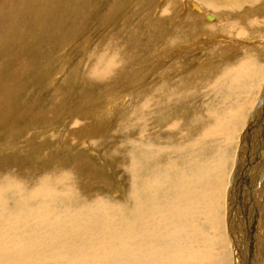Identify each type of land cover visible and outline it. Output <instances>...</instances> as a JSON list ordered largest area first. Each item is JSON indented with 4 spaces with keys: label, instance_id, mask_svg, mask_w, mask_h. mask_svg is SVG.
Returning a JSON list of instances; mask_svg holds the SVG:
<instances>
[{
    "label": "rangeland",
    "instance_id": "obj_1",
    "mask_svg": "<svg viewBox=\"0 0 264 264\" xmlns=\"http://www.w3.org/2000/svg\"><path fill=\"white\" fill-rule=\"evenodd\" d=\"M194 1L28 0L15 21L17 27H26L23 43H17L12 33L5 43L0 42V64L6 62L3 70L10 74V82L1 84L0 90V102L6 106L0 111V120H4L0 121V249H12L16 239L22 237H40L43 229L51 227L53 232L66 227L63 217L75 218L67 214H75L78 209L89 217L99 209L118 208L130 213L134 204L146 206L147 199L151 203L150 190L139 182L144 176L129 170L133 165L137 169L139 156H149L145 161L164 156L159 154L163 140L155 139L160 135L151 141L144 134H152L157 123L168 125L179 117V135L172 137L182 139L178 143L184 145L181 133L193 128L194 120L204 115L205 121L201 120L214 125L215 114L208 116L209 109L214 106L220 113L231 109L222 106L224 101L216 96L230 93L229 85L240 93L236 98L239 105H244L242 100L249 104L251 99L253 104L230 117L232 126L237 125L231 133H213L203 137L195 151L191 146L188 149L194 151V161L202 166L213 167L226 155L225 173L212 188L213 199L218 192L217 200L210 204L221 213L214 209L215 220H209L215 224L222 220L223 225V232H216L222 244L219 248L216 245L217 258L223 252V264H264V107L260 110L264 106V3ZM10 13L14 14L11 6ZM251 15L253 21L235 25ZM232 24L240 30L239 35L234 29L232 32ZM108 49L120 54L121 60L109 68L104 80L90 81L88 73L99 64L98 57L105 52L114 55ZM239 65L247 66L243 69ZM27 66V70L23 68ZM15 69L26 72L14 75ZM173 132L166 130L163 134ZM195 138L190 134L186 142L191 144ZM175 152L165 157H183ZM188 154L192 155L190 150ZM162 161L157 167L163 166ZM182 173L177 169L173 173L177 189L187 183ZM158 179L164 181L163 177ZM138 182L140 186L135 188ZM45 184L52 190L37 193ZM234 185L236 194L230 203L229 188ZM156 190V200L160 201L162 189ZM190 190L187 187V195ZM249 196L253 206L248 205ZM39 202L44 204L41 209L31 211ZM230 207L241 231L231 225ZM36 215L39 221L44 218L45 228L32 220ZM203 218L197 222L208 228L209 221L205 215ZM18 234L20 238L14 237Z\"/></svg>",
    "mask_w": 264,
    "mask_h": 264
},
{
    "label": "bare ground",
    "instance_id": "obj_2",
    "mask_svg": "<svg viewBox=\"0 0 264 264\" xmlns=\"http://www.w3.org/2000/svg\"><path fill=\"white\" fill-rule=\"evenodd\" d=\"M192 1L195 2L194 0H192ZM245 1H248V0H245ZM258 1L264 3V0H258ZM27 2H28V0H4L1 3V5H0V42L5 43L8 39V38L6 39V36H8V34L12 33V34H14V40H16L17 43H19V44L23 43L24 38H26V35H25L26 27H25V29H23L22 27H17L15 24V21H18L20 19L19 14L23 13V10L25 9ZM211 4H213V3H211ZM219 4H220V1H219ZM223 4H225V3H223ZM248 5H246V6H248ZM10 6H11L14 14L10 13ZM255 7H257V6H255ZM263 7H264V4H263ZM205 9H207V8L205 7ZM201 10H202V8H201ZM229 10H231V9H229ZM222 11H224V10H222ZM231 12H233V10ZM234 12L236 13L237 10ZM13 16H15V18ZM253 19H254V15H251V16H248L246 18H242L235 25L237 26L239 23H243V22L248 24V22L250 20L253 21ZM27 22H28V20H27ZM235 25L232 24V26H230V27H232V32H234L233 29H234V27H236ZM26 26L27 27L29 26L28 23L26 24ZM230 27H227V29ZM237 31H240V30H237ZM237 31L235 34L239 35V33H237ZM27 42H29V41H27ZM9 45H12L11 40H9ZM108 50H110V49H108ZM25 51L24 50L21 51V54H23L22 52H25ZM36 51H37V49H36ZM110 51L113 53L112 49ZM15 52H18V50ZM106 53L107 52H105L104 56L98 57L97 60H99L100 62H99V64H96L95 68L97 70H94L95 68H93L89 71L88 74L90 75L89 77H91L90 81H92L94 79H100V80L103 79L104 80L105 73H109L108 72L109 68L111 69V68H113V66L116 67V61L121 60L122 56H120V54H118L117 52L113 53L115 56L110 55L109 53H107V54ZM24 54L26 55V53H24ZM258 54L262 55L261 53H258ZM0 56H2V55H0ZM111 56H113V57H111ZM20 58H22V56ZM28 58H29V56H28ZM33 58L34 57H32V59ZM10 60H12L11 57H10ZM224 60H222V61H224ZM19 61H21V60H17L16 62L18 63ZM35 61H36V59H35ZM125 61H126V59H123V63H125ZM234 61H235V59H234ZM242 61H243V59H242ZM112 63H113V65L111 66ZM26 64H29V63H26ZM227 64H228V61H227ZM230 64H231V62H230ZM233 64H234V62H233ZM5 65H6V62H4L3 64H0V81L3 80V82L0 83V90L2 89L1 84L4 86L10 82V74H8L7 71L5 72L3 70ZM231 66H235V65H231ZM231 66H230V68H231ZM245 66H247V65H244V67ZM255 66L257 69L256 64H255ZM238 67H243V66L239 65ZM244 67H243V69H244ZM248 67H250V66H248ZM23 68L24 69L26 68V70H27L28 66L23 67ZM212 68H214V67L212 66ZM233 68L234 69H232V70H235V67H233ZM249 69H247V71ZM26 70L23 71V70L15 69V71H12V72H14V75L16 74V75L20 76V75L24 74L26 72ZM227 71L228 70H226V72ZM247 71L243 70V72H245V73ZM258 71L260 72L259 69H258ZM224 72H225V70H224ZM222 74H221V76L223 77ZM242 75H245V74H242ZM208 76L209 75L207 74L206 77H208ZM210 76H211V74H210ZM211 77H213V75ZM229 77H231V76H229ZM260 77H262V75H260ZM260 77H257V79ZM244 79H245V77H244ZM235 80L236 79H234V81ZM250 82H247V83H250ZM253 82H254V80H253ZM227 83H228V81H227ZM238 83H239V81H238ZM252 83H250V84H252ZM227 86L230 89H232V91H230V93L226 92V90H225L226 93H217L216 96L218 95L220 97L219 99L221 100V102L224 101L222 106L230 107L231 109L227 108L222 113L217 111L214 106L211 109H209L211 111L208 110L209 111L208 116L215 114V120H214L215 124L214 125L210 124L208 126V122L204 123V121H205L204 115H203V117H200V118H198L199 116H197L198 119L194 120L192 123L193 124L192 126H194V127L193 128L191 127L190 129L186 128V130H184L181 133V137L185 138L183 141L184 145L182 143H178L180 140L182 141V139L179 140V138L174 139L172 137V136L179 135L178 132H176V130L178 129L177 124L179 122V117H176L175 120L173 119L171 121L172 125H171V123L168 125H162V123H157L156 126L154 127L155 130L152 134H150V135L144 134L151 141H153L152 138L155 135H157V134L160 135V137H156L155 139H162L163 140V143H162L163 145H160L163 147L159 148L161 150V152H159V154H164V156L158 155L157 158H151V159L148 158V159H146V161H145V158H147L149 156H146V157H144V155L139 156L137 159V162L135 161V163H138L137 169L132 164L133 166H129V170L132 171L133 175L144 176L145 179H143L139 182H141L142 185H145L146 189L150 190L148 192L151 195V203H150L149 199H147L145 201L147 203L146 206H144L140 203L134 204L133 212H130V213H125V212H123V210L121 211L118 208H116L118 210H116L115 208H112V209L104 208L105 209L104 211H106L107 213H103L104 211L99 209V210L95 211L93 214L89 215V217H87L85 214L81 213L82 211H79V209L78 210L76 209L78 212H76L75 214H72L73 212H69L68 214L66 212H63V213H66L67 215L71 214L72 216L75 217V218L63 217L64 219H63L62 223L67 224L66 227H64L65 226L64 225L61 228H56L57 230H55L53 232L50 231V229H51L50 226L46 225L47 227H50L49 230L47 229V231H46V229L44 230L42 227H40V230H41V228L43 229V230H41V231H43V233H41L40 230L38 233H41L43 236L40 234V237H39L38 233L32 234L34 236L38 235L37 236L38 239H35L37 237H35V238L33 236L31 237V238H34L35 240H33L31 238L25 239V237L20 238L19 234L14 236V237H19L20 239H16V244L12 249H6L3 246H1L0 264H223V262H222V257H224L223 252H220L222 254V256L218 257V258H217V252H216L217 251L216 245L218 248L222 245L220 243L221 239L218 237V234L223 232L222 220L219 223L215 224L212 221H210L209 219L215 220L214 214L212 212L214 209L217 210L219 213H221L220 208H217V206L211 207L210 204L213 203L214 200H217L218 192L213 199L212 188H214L216 186L217 182H219V180H220V177L222 175H224V173H225L224 163L227 162L226 158H225L226 155H224L221 159H219L221 161L220 162L217 161L213 167L211 165L202 166L201 164L194 161V156H195L194 151H195L196 146L198 145V142L203 137L204 138L209 137V135L212 136L213 133H217V135H218L219 132L225 133V135H226V133L227 134L231 133L232 129H234L237 126V125H235V127L232 126V124H231V121H232L231 118H233L232 116L240 114V112H241L240 109H243V107H244V109H246V108H248V106L250 107V104H253L252 102L254 99H251L250 101L248 100L249 104L246 103L247 101L242 100V103L244 105H239V103L236 102V98L238 96H241L240 93H235L236 92L235 86H229V85H227ZM227 86H225V87H227ZM210 88L211 87H209L208 91H210ZM228 89H227V91H228ZM222 90H224V89H222ZM240 90H242V89H240ZM3 94L4 93H2V95ZM183 94H185V93H183ZM210 94H212V93H210ZM230 95H232V96H230ZM189 96H190V93H189ZM262 99H264V96ZM214 103H216V102H214ZM4 106L5 105L1 101L0 102V111L3 109ZM263 107L264 106L260 107V110ZM260 110H258V111H260ZM164 113H165V111H164ZM175 113H177V112H175ZM261 115L259 114V116H261ZM166 117H168V116H166ZM242 117H243V115H242ZM201 118L204 121H202ZM257 118H260V117H257ZM245 119H246V114H245ZM2 121H4V120H2ZM253 122H255V121H253ZM255 123L257 124V123H259V121L256 120ZM227 126H228V128H227ZM179 127H180V125H179ZM226 128L228 129L227 131H226ZM166 130H170V131H174V132L171 134L166 133L164 135L163 133ZM197 132H199V133H197ZM190 134L196 135L195 141H193V142L191 141V144L186 142L187 141L186 137H188ZM233 134L232 135L230 134L231 138L233 137ZM173 141L176 142V143L174 142L175 145L174 144L172 145ZM242 145H243V143H242ZM189 146L193 147V149H194L193 152H192L191 148L188 149ZM173 150L176 151L175 153H181L183 155V157L182 158L172 157V154H170V157H165V155L167 153H169ZM188 150L191 151V153H192L191 156L188 154ZM203 152H202V155H203ZM177 155H179V154H176V156ZM255 158H256V156H255ZM152 159H155V160H152ZM162 159H163V161H162L163 166H161L159 168V167H157V165H160L158 163H160ZM187 167H188V169H187ZM191 167L194 168V172L191 171V169H190ZM176 169L181 170V172L183 171L182 176L187 181V183L182 185L179 189H177L174 185L175 175L173 178V173ZM255 169H256V167H255ZM202 171L204 172V174H202ZM252 171H253V169H252ZM211 174L214 175V178H212L210 176ZM160 177H163L164 181H159L158 178H160ZM36 179H38V178H36ZM55 179L57 180V182H62V181H60V178H55ZM139 182L136 184L135 188L140 186ZM36 186H37V184H36ZM187 187H189L191 189L189 191L188 195H187ZM233 187H235V189L230 194L232 197L230 200V203L232 202V200L236 194L237 185H234ZM43 188L44 189H42V190L40 189L37 193L45 192L46 189L48 191L52 190V187L47 186L46 184ZM157 188H161L162 189L161 191L163 192V197L161 198L160 201L156 200L157 195H159V193L157 194V190H156ZM75 189L76 188L74 187V190ZM77 189H78L77 191H79V188H77ZM28 195L30 196V194H28ZM48 195L49 194L42 196L40 202H42V200H44L46 198V196H48ZM39 203L34 207L36 209H33V210L30 209V210L31 211L40 210L44 204L43 203L39 204ZM248 203H249L248 205L253 206V202H252L250 196H249V202ZM68 206H70V205H68ZM83 206H81V208ZM231 206H232V204H231ZM131 207H133V206H131ZM263 207H264V205H263ZM75 208H77V207H75ZM84 208H87V207L85 206ZM207 210L209 211V214L206 212ZM85 211L86 210H84V212ZM232 214L233 213H231V212L229 213V217H232V219H230V222L232 223L231 225L236 226V228H235L236 231L237 230L241 231L239 229L236 221H235V217H233ZM28 215H30V216L32 215L30 213V211H29ZM204 215H205V217H207L209 224H210L208 228H202L201 225L197 222V219H200V218H201V220L204 219L203 218ZM35 217H37L36 220L35 219H32V220L39 223V224L36 223L37 226H43L45 228L44 218L39 221V215H36ZM78 217H80V218H78ZM23 222H26V221H23ZM58 223H57V226H58ZM46 224H48V223H46ZM17 226H19V225H17ZM52 226H55V225H52ZM44 231H46V232H44ZM4 232L5 231H3L2 233H4ZM216 232H218L217 235H216ZM209 235H212L213 237L210 238ZM9 236H10V234H8V236H6V237H9ZM255 236H256V234H255ZM223 240L224 239L222 236V241ZM223 245H224V243H223ZM229 254H230V252H229ZM238 257H239V254H238ZM254 257H256V256L254 255ZM225 259H228V253L227 252H225Z\"/></svg>",
    "mask_w": 264,
    "mask_h": 264
},
{
    "label": "water",
    "instance_id": "obj_3",
    "mask_svg": "<svg viewBox=\"0 0 264 264\" xmlns=\"http://www.w3.org/2000/svg\"><path fill=\"white\" fill-rule=\"evenodd\" d=\"M234 189H235V187H232V186H231V188H229V196H230V197H229V201H230L231 198H232L230 194L233 192ZM229 210H230V212L232 213V210H233L232 207H230Z\"/></svg>",
    "mask_w": 264,
    "mask_h": 264
}]
</instances>
